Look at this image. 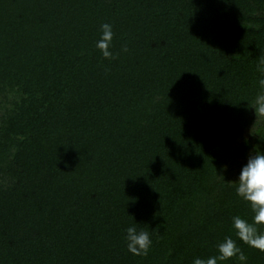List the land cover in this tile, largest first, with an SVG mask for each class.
I'll return each instance as SVG.
<instances>
[{
  "label": "trees",
  "instance_id": "obj_1",
  "mask_svg": "<svg viewBox=\"0 0 264 264\" xmlns=\"http://www.w3.org/2000/svg\"><path fill=\"white\" fill-rule=\"evenodd\" d=\"M261 58L264 0H0V264H193L228 236L264 264L229 183L264 152Z\"/></svg>",
  "mask_w": 264,
  "mask_h": 264
},
{
  "label": "clouds",
  "instance_id": "obj_2",
  "mask_svg": "<svg viewBox=\"0 0 264 264\" xmlns=\"http://www.w3.org/2000/svg\"><path fill=\"white\" fill-rule=\"evenodd\" d=\"M102 35L97 41L96 47L101 50L106 59H115L112 48L114 32L112 25H101ZM123 52H127L125 45ZM118 55V54H117ZM257 71L264 76V58L260 59ZM261 91L256 95L251 109L254 110L256 121L264 117V78L258 81ZM227 166H225L226 168ZM236 187L237 195L246 202L253 213L252 220L240 216L233 217V228L236 237L249 247L264 252V152L253 150L249 155L248 162L239 174L238 181H231ZM127 250L135 256H147L152 247V240L148 231H138L135 225L127 228ZM218 254L207 259L196 258L193 264H223V262L238 259L240 264H246L248 257L231 236L225 237L224 241L217 246Z\"/></svg>",
  "mask_w": 264,
  "mask_h": 264
}]
</instances>
